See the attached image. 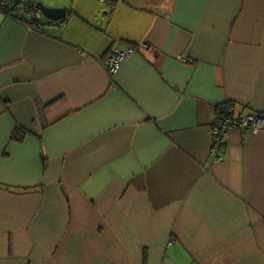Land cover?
Masks as SVG:
<instances>
[{
  "label": "crops",
  "instance_id": "obj_1",
  "mask_svg": "<svg viewBox=\"0 0 264 264\" xmlns=\"http://www.w3.org/2000/svg\"><path fill=\"white\" fill-rule=\"evenodd\" d=\"M28 1L68 18L0 11V264H264V131L210 153L264 111V0Z\"/></svg>",
  "mask_w": 264,
  "mask_h": 264
},
{
  "label": "built area",
  "instance_id": "obj_2",
  "mask_svg": "<svg viewBox=\"0 0 264 264\" xmlns=\"http://www.w3.org/2000/svg\"><path fill=\"white\" fill-rule=\"evenodd\" d=\"M134 52L135 50L132 48L115 50V52L113 50L105 60L109 73H116L122 61L128 59ZM232 129L251 133L263 132L264 111L237 115L233 102L222 104L219 107L218 116L211 124L212 146L210 153L214 159L221 160L220 155L227 149V136Z\"/></svg>",
  "mask_w": 264,
  "mask_h": 264
},
{
  "label": "trees",
  "instance_id": "obj_3",
  "mask_svg": "<svg viewBox=\"0 0 264 264\" xmlns=\"http://www.w3.org/2000/svg\"><path fill=\"white\" fill-rule=\"evenodd\" d=\"M7 8H4L2 4H0V11H2L7 18H13L23 24L31 25L33 27L39 28L42 25L39 21L37 4L28 1L23 2V0H14ZM6 7V6H5ZM135 50V48H132ZM19 134H15V139L18 140Z\"/></svg>",
  "mask_w": 264,
  "mask_h": 264
},
{
  "label": "water",
  "instance_id": "obj_4",
  "mask_svg": "<svg viewBox=\"0 0 264 264\" xmlns=\"http://www.w3.org/2000/svg\"><path fill=\"white\" fill-rule=\"evenodd\" d=\"M37 10L42 17L49 21H64L68 18V11L66 8L48 7L42 2L37 4Z\"/></svg>",
  "mask_w": 264,
  "mask_h": 264
},
{
  "label": "rangeland",
  "instance_id": "obj_5",
  "mask_svg": "<svg viewBox=\"0 0 264 264\" xmlns=\"http://www.w3.org/2000/svg\"><path fill=\"white\" fill-rule=\"evenodd\" d=\"M11 2L14 0H10ZM25 2L27 3L28 0H25ZM43 26H55L56 30L59 29V21H49L44 19L43 17L41 18V20L39 21ZM49 31V30H48ZM182 61L186 62V59H182ZM105 66H107V64H105ZM117 73V72H116ZM114 73V74H116Z\"/></svg>",
  "mask_w": 264,
  "mask_h": 264
}]
</instances>
